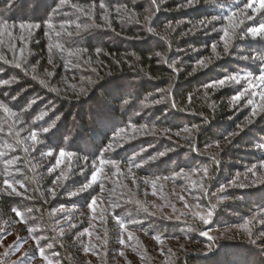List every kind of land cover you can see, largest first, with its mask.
Returning <instances> with one entry per match:
<instances>
[{"label": "rangeland", "instance_id": "obj_1", "mask_svg": "<svg viewBox=\"0 0 264 264\" xmlns=\"http://www.w3.org/2000/svg\"><path fill=\"white\" fill-rule=\"evenodd\" d=\"M262 3L264 1L250 3L243 14L234 16L232 23L235 26L243 15L249 14L247 24L240 26L241 38L264 37V30L255 34L249 31L264 26L258 16ZM68 6L75 10L62 11L61 16L65 19L49 25L48 46L42 61H37L40 64L37 68L41 69L50 85L75 88L78 81L83 80V69L78 65L83 56L81 50L66 45L65 41L89 30V21L97 23V17L102 13L105 15V5L95 2L69 3ZM220 23L217 18L208 19L203 27L209 29L205 35L208 37L221 31L223 27ZM0 24V42L14 44L18 40L17 44H23L22 52L27 58L32 51L26 53L25 49L30 47L32 40L28 41L30 38L25 32L36 28L37 24H21L32 27L5 22ZM93 25L116 33L107 25ZM152 29L157 30L156 27ZM114 35L106 36V39L118 43L125 42L128 37L120 33ZM223 36L231 37V34L225 31ZM216 50L217 46H214L215 55ZM234 51L233 57L238 60L234 67L239 74L238 71L223 72L222 78L208 84L212 90L205 95L212 99L214 93L222 89L231 90L233 95L223 99L222 103L232 114L220 120L215 128L207 124V132L211 133L202 144L194 142L198 129L196 118L189 112L175 118L170 112L172 109L167 110L164 116L180 122L179 129L137 125L121 127V133L113 136L114 141L108 144L107 151L111 154L133 140L135 151H138L132 157L135 166L146 171L145 176L137 174V168L109 162L106 165L112 170L106 168L95 172L94 182L91 179L84 184L77 177L70 178L69 165L87 167L83 162L85 159L81 162V159L75 158L65 144L61 148L54 146L46 137L49 131L43 133L40 130L48 124L36 116L31 118L30 109L24 115L0 103V200L7 194L24 196L21 192L27 185H21L25 182L19 180L25 167L19 163L23 152L33 175L42 185L48 184L47 191L51 192L50 200L53 201L50 209L53 221L50 224L58 226L59 232L71 234L82 247L81 258L77 261L79 264H179L182 253L191 247L189 243L197 244L195 235L210 242L204 246L203 254H197L196 264L224 262L227 256L232 258V255H242L243 252L250 257L251 264H264V206L255 203L253 207H245L242 198L247 194L259 195L264 189V158L253 163L244 161V157L249 155L252 158L258 147L264 148V136H260L259 129L253 126L260 119L264 123V81L260 79L264 76V50L261 51L263 55H258L253 50L236 45ZM73 52L77 54L73 55ZM229 77H236V80H228ZM222 79L226 83L219 86L218 81ZM241 93L244 95L233 102V97ZM164 97L171 99L156 89L154 94L144 99L143 111L137 113L138 117L155 120V113L164 112L165 107L172 106L170 100L165 102ZM127 100L129 103L130 99ZM247 125H250L249 129H245ZM133 129L137 132L130 133ZM73 130V127L67 129L69 137ZM256 135L259 136L256 138ZM141 139H146L149 145L145 146ZM244 140L255 144L246 146ZM155 146L160 148L159 151L155 150ZM224 151L228 152L225 159L216 155ZM16 152L20 154L14 155ZM236 155L242 158L235 159ZM210 156L217 157L215 172L207 160ZM161 157L172 159L174 167L167 177L157 173L163 169L160 167ZM24 175L25 180L31 181L28 175ZM105 178H109V185L105 184ZM5 180L11 187L4 183ZM85 185L90 186L84 188ZM94 187L97 194L88 205L84 202L83 193L95 190ZM56 191L60 193L55 195ZM132 204L137 209H132ZM14 210L12 213L0 210V264H59V252L51 246L49 234L40 226L43 218L38 217L32 207ZM215 239L219 244L215 243Z\"/></svg>", "mask_w": 264, "mask_h": 264}, {"label": "trees", "instance_id": "obj_2", "mask_svg": "<svg viewBox=\"0 0 264 264\" xmlns=\"http://www.w3.org/2000/svg\"><path fill=\"white\" fill-rule=\"evenodd\" d=\"M258 1L264 0H214V2L193 0L191 5H188V0H142V2L36 0V6L30 13L27 11V0L20 9H17L16 0H0V23L37 24L36 28H29L25 32L30 38L28 41L32 40L30 47L25 49L26 53L32 51L30 55L27 54V58L22 52L23 44H17L18 40L14 44L0 42V81H11L9 84H0V103L24 115H27L30 109L31 118L36 116L37 119L48 124L40 130L43 133L49 131L46 137L54 146L61 148L65 144L67 151H71L75 158L81 159V162L83 158L85 159L83 162L87 167L69 165L70 178L77 177L84 184L89 183L93 173L110 168L106 165L109 162L137 168L135 172L145 176L146 171L135 166L132 155L137 153L138 149L135 151L133 140L123 144L111 154L107 151L110 147L108 144L114 141L113 136L121 133L119 130L121 127L130 128L137 125L179 129L180 122L169 119L168 115V117L164 116L167 110L172 109L170 112L176 116L175 118L188 115L187 112L196 118L198 125L194 134L196 144H202L204 139L209 138L211 132H207V124H212L215 128L220 120L232 114L228 112L222 100L232 96L233 93L229 89H222L214 93L210 99L205 96L209 90H212L208 84L222 78L223 72L238 71L239 74V70L234 67L238 64V60L233 57L236 45L263 55L261 51L264 50V37L241 38L240 26L243 23L247 24L246 18L249 14L243 15L235 26V23H232L234 16L243 14L248 4ZM95 2L105 5V15L100 14L97 23L94 20L89 21V30L68 37L65 41L66 45L81 50L79 52L82 53L84 61L79 59L78 65L82 66L83 80L80 79L75 88L67 85H50L41 69L37 68L40 66L37 61L40 59L42 61L48 46L49 25L65 19L61 16L62 11L75 10L74 7L68 6L69 3ZM258 16L261 17V24L264 25V7L259 11ZM216 18L221 20L220 24L223 28L207 37L205 34L209 29L203 27L206 26L208 19L216 20ZM93 23L96 26L107 25L116 33L128 37L125 38V42H112L107 40L106 36L113 37L116 33L95 27ZM149 27H156L157 30L149 32ZM225 31H228L231 37H224ZM226 43L230 48L225 49ZM214 46H217L216 55L215 51L213 53ZM75 54L77 53L73 52V55ZM156 89L171 98L164 97L165 102L170 100L172 106L165 107L164 112L155 113L157 114L155 120L149 117L139 118L137 113L143 111L141 106L145 103L144 99L154 94ZM127 99H130L129 103ZM253 126L259 129L260 136H264V123L261 119ZM69 127L74 128L71 137L67 135ZM249 128L250 125L245 126V129ZM136 132L137 129L130 131V133ZM259 135H256V138ZM128 137L132 138L130 135ZM141 141L145 146L149 145L146 139ZM244 141L246 146L255 144L250 140ZM159 149L155 146L156 151ZM22 153L19 163L24 164L25 167L19 180L25 182L21 185H27L21 192L24 196L14 193L3 195L0 200V210L12 213L14 209L34 208L35 214L43 218L40 226L49 234L51 246L59 252L57 256L59 264H79L77 261L81 258L82 247L78 245L77 239L74 241L71 234L59 232L58 226L50 224L53 221L50 213L53 201L50 200L51 192L47 191L48 184L42 185L33 175ZM18 154L20 153L16 152L14 155ZM216 155L225 159L228 152L224 151ZM198 157L203 158L202 155ZM216 158L214 156L207 158L214 172ZM240 158L242 157L239 155L235 157V159ZM244 158L245 162L250 163L262 160L264 148L258 147L252 158L250 155ZM160 161V167L163 169L157 173L160 172L162 177H167L174 167L172 159L161 157ZM24 174L28 175L31 181L25 180ZM104 182L109 185L107 183L109 178H105ZM59 193L56 191L55 195ZM96 194V189L85 191L84 202L89 205ZM242 198L245 207H253L255 203H260L259 206L262 207L264 189L259 195L247 194ZM130 206L134 208L133 204ZM104 211L107 213L106 210ZM194 237L197 239L196 247L189 243L191 247L182 253L179 264H196L199 256L197 254H203L204 246L210 244L196 235ZM215 241L219 244L217 239ZM232 256V258L230 255L227 256V261L208 264H251L250 257H246L244 252L242 255Z\"/></svg>", "mask_w": 264, "mask_h": 264}, {"label": "snow or ice", "instance_id": "obj_3", "mask_svg": "<svg viewBox=\"0 0 264 264\" xmlns=\"http://www.w3.org/2000/svg\"><path fill=\"white\" fill-rule=\"evenodd\" d=\"M192 3H193V0H188V5H191ZM101 7H103V5H101ZM261 7H264V3L261 4ZM202 23H203V22H202ZM21 27H32V26H31V25H21ZM261 30H264V26H262V29H255V28H253V29H250L249 31H251L253 34H255L256 32L261 31ZM148 31H149V32H152L153 29L149 27V28H148ZM57 47H58V46H57ZM225 49H227V43L225 44ZM157 55H159V53H157ZM200 63L203 65V61H201ZM17 66H19V65H17ZM260 79H261L262 81H264V76H262ZM228 80H236V77H229ZM9 83H11V81H0V84H9ZM218 83H219V86H223V85L226 83V81L222 79V80H220ZM212 86H217V85H212ZM243 95H244V93H241L239 96H235V97H233V102L238 101V100L240 99V96H243ZM249 103H252V101H249ZM253 114H255V110H253ZM61 155H63V153H61ZM160 155H163V153H161ZM205 174H207V173H206V170H205ZM91 179H92L93 182L96 180V175H95V173H93V176H92ZM4 183H5L6 185H8L9 187H11V185H10L9 182H8V180H5ZM89 186H90V185H85L84 188H87V187H89ZM81 191H83V189H82ZM73 195H75V193H73ZM93 203H94V202H93ZM90 207H91V205H90ZM14 211H16V210H14ZM16 214H17L18 216L21 215V213H20L19 211H17ZM211 214H212L211 212L208 213L209 216H211ZM205 222H207V220H205ZM121 226L123 227V225H121ZM29 231L31 232L32 229H29ZM17 250H18V249H17ZM41 252H43V249H41Z\"/></svg>", "mask_w": 264, "mask_h": 264}, {"label": "clouds", "instance_id": "obj_4", "mask_svg": "<svg viewBox=\"0 0 264 264\" xmlns=\"http://www.w3.org/2000/svg\"><path fill=\"white\" fill-rule=\"evenodd\" d=\"M208 2V0H205ZM214 2V0H213ZM26 3V0H16L17 9L22 8ZM36 6V0H27V11L31 12Z\"/></svg>", "mask_w": 264, "mask_h": 264}]
</instances>
